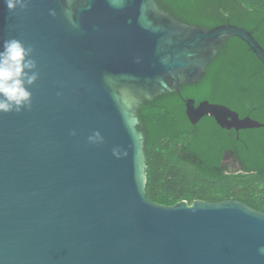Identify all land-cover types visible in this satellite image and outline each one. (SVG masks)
<instances>
[{
  "label": "water",
  "instance_id": "water-1",
  "mask_svg": "<svg viewBox=\"0 0 264 264\" xmlns=\"http://www.w3.org/2000/svg\"><path fill=\"white\" fill-rule=\"evenodd\" d=\"M232 37L264 67L250 32L182 24L154 0H30L14 12L0 0V45L31 47L39 73L31 109L0 113V264H264V213L145 193L139 105L198 83ZM183 104L192 125L264 127Z\"/></svg>",
  "mask_w": 264,
  "mask_h": 264
},
{
  "label": "trees",
  "instance_id": "trees-1",
  "mask_svg": "<svg viewBox=\"0 0 264 264\" xmlns=\"http://www.w3.org/2000/svg\"><path fill=\"white\" fill-rule=\"evenodd\" d=\"M176 21L212 29L232 25L264 49V0H154ZM183 99L222 105L264 125V67L247 45L227 40L196 84L143 100L146 198L158 205L236 200L264 213V127L235 131L211 117L192 125Z\"/></svg>",
  "mask_w": 264,
  "mask_h": 264
},
{
  "label": "clouds",
  "instance_id": "clouds-1",
  "mask_svg": "<svg viewBox=\"0 0 264 264\" xmlns=\"http://www.w3.org/2000/svg\"><path fill=\"white\" fill-rule=\"evenodd\" d=\"M29 2L30 0H3L9 12H14L17 8L25 9ZM55 14V10H49V15ZM36 69L33 49L25 46L21 40L11 38L0 45V113H20L31 109V92L28 88L38 79ZM94 135L99 136V133ZM258 251L264 254V247Z\"/></svg>",
  "mask_w": 264,
  "mask_h": 264
}]
</instances>
